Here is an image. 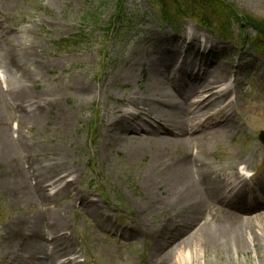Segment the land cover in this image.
Masks as SVG:
<instances>
[{
	"label": "rangeland",
	"instance_id": "1",
	"mask_svg": "<svg viewBox=\"0 0 264 264\" xmlns=\"http://www.w3.org/2000/svg\"><path fill=\"white\" fill-rule=\"evenodd\" d=\"M228 2L239 12L264 19V0ZM122 5L130 14V19L123 17L128 31L106 41L103 30ZM87 14L96 15L99 25L83 26ZM203 32L191 22H183L179 32L159 24L147 0H0V35H7L0 40V133H9L19 148L13 161L18 160L30 185H37L33 177L37 167L54 173L44 186L60 177L64 178L60 187L69 184L53 204L31 205L14 185L9 160L0 156V264H14L17 253L25 261L16 264H39L29 262L22 251L25 243L8 249L19 234L13 223L20 219L27 230L43 229L40 227L56 218L66 223L63 233L71 234L67 239L73 248L58 258L57 264H66L67 257L86 259V264H170L154 258L149 233L156 226L162 221L166 226L158 245L163 248L166 239L175 238L182 228L178 222L181 218L186 219L182 222L190 229L180 237L183 239L205 218L212 224L221 215L211 220L205 208L194 212L195 207L190 204L184 210L156 213L152 197H170L167 186L148 171L158 173L153 167L157 161L170 168L173 165V170L174 164L186 158L188 166L198 150L200 132L214 127L217 130L219 124L228 126L227 116L238 128L211 148V166L221 169L233 158L247 159L251 160L250 166L245 163L248 170L261 176L264 146L258 134L264 131V58L243 49L239 41L225 42ZM247 32L255 36L252 30ZM79 33L87 34L80 46L59 45ZM234 34V39L241 35L238 25ZM176 46L182 51L181 56ZM9 57L37 79L35 86L30 85L26 100L17 97L18 86L25 83L22 73L10 68ZM193 65H200L203 71L195 72ZM224 68L228 70L224 83L227 90L238 72V107L234 108L227 96L217 120L206 121L205 110L194 107L196 94L209 77ZM159 91L183 98L187 103L185 111L173 107L179 105L181 99L177 97L167 100L166 107L159 106L157 102L164 99ZM144 99L151 104L149 107H144ZM24 114L36 116L26 119ZM138 114L140 117L135 118ZM37 116H42L39 123ZM125 116H129L128 121ZM155 120L178 134L184 130L187 133L192 127L199 133L196 138L181 137L174 144ZM147 123L148 128L153 125L159 137L144 131L129 134L135 126L146 128ZM93 124L96 127H91ZM232 181L228 179L229 183ZM42 187L47 197L50 187ZM263 191L264 184L260 188ZM83 200L85 205L80 210ZM39 214L47 216V220L43 222ZM128 226L131 237L127 235ZM249 227L261 241L249 247L247 253L237 255L212 249L204 253L192 245V250L182 254L194 255L197 260L192 264H264V216L257 218L255 227ZM113 231L126 236L123 246L108 237L107 232ZM249 235L252 237L251 231ZM32 241L34 247L43 241L49 245L51 237L47 234L42 240Z\"/></svg>",
	"mask_w": 264,
	"mask_h": 264
},
{
	"label": "bare ground",
	"instance_id": "2",
	"mask_svg": "<svg viewBox=\"0 0 264 264\" xmlns=\"http://www.w3.org/2000/svg\"><path fill=\"white\" fill-rule=\"evenodd\" d=\"M178 46H176V52L179 54V56H181L182 51L179 50ZM178 61L181 62L182 58L179 57ZM188 62L193 64V61ZM8 63L11 69H15L17 70V72L22 73L23 75L24 81L22 82H24L25 84H23L22 87L18 86L17 97L26 100L29 97L28 94L30 92L28 91V89L31 88L30 85L35 86L37 79L27 73L26 67L21 66L14 57H9ZM166 65L168 66L167 62ZM188 67L190 68L191 65H188ZM193 69H198V71L200 72L201 68L195 67L193 65ZM227 73L228 70L224 68L218 74H216V76H213V78L209 77L208 83L196 94L194 107H196L197 109L205 110L204 114H207L205 117L207 121L217 115V113H211L210 111L217 112L218 110H221L222 106L224 105L225 96H227L228 91L226 89L227 86L224 85ZM215 90H219V92H215ZM159 92L161 93L162 98H164L161 99V101L157 102L159 106L166 107V105H168L167 100L173 101L177 97L181 100H179V105H174L173 107L177 108L179 111L183 109L185 111L187 103L183 98H180L178 95H176L175 97L174 95H170L164 91ZM217 93H219V97ZM220 93H222V95ZM147 101L148 100L144 99V107H149L151 105L147 104ZM212 103H216V105L212 107ZM38 107L39 106H37V108ZM2 108L3 103L0 97V110ZM23 116L26 119H33L36 114L34 116L24 114ZM41 117L42 116H37L35 118L37 119L38 123ZM227 117V120L229 121L228 126L219 124L217 125V130L214 129L209 132L203 130L201 132L203 134H201L199 139L200 143L198 146V155L197 157L192 158L191 161H189L188 166L186 164V158H184L181 163L179 162L174 164L173 170H171L173 168V165L170 168L164 163L157 161L153 164V167L156 169V171L158 170V173L154 171H148L150 174L155 175L156 179L159 180V183L161 185L167 186V191L169 192L170 197L169 199H167L168 197L164 199L163 197H157L156 195L152 197V201L155 204L153 205V208L156 213L160 214L164 211H175L178 209L184 210L187 209L186 205L190 204L189 206L195 207L193 210L194 212L200 211L201 209L205 208L210 213H220L221 215V217L218 218L217 221H214L212 224L209 223L205 218L203 223H199L198 226H196L193 230H191V232L185 235L183 239H180V237L190 229H188V227L183 224L186 219L181 218L178 222L180 225H182V228L178 231V233H176L175 238L166 239V245L163 248H160V246L158 245H161L159 242V238H162L166 226L164 225V223H160L158 226H156L155 229L149 234L153 236L152 251L154 253V258H158L161 263L169 262L170 264H192L197 260V258L194 255L189 256V254H182V252L185 250H192V245H196L204 253L212 249L215 252L221 250L224 253L234 252L239 255L241 253H247L249 247H254L256 243L261 241V237L259 236V234L256 233L253 229V231L250 230L249 226H251L252 228L255 227L257 218L260 215L264 216V208L261 206L258 208H250L249 205L251 202L243 197L245 195L243 192L245 190L246 182L241 177V175H243V172L239 174L237 170L238 165L241 161L233 158L234 161L239 162L231 164L226 169L221 168L214 170L213 172L210 171L208 157L211 153V148L217 144L219 145L220 139L226 138L229 134L233 135L237 131L236 128H238L237 123L235 121L232 122L230 116ZM128 119L126 121H128ZM155 121L157 125L163 130V135L173 138V141L171 143L178 144L180 141L178 139L181 137H192V133H189L188 131L186 133V130H184L185 132H181L180 134H175L171 129L165 127L162 121ZM148 126V123L146 128L139 126L138 128H135V131H144L143 133H147L148 135L155 134L157 137H159V134L154 132V130L151 131L150 129L152 128H148ZM218 128L220 130H218ZM193 131V135L198 134L197 131ZM9 137V133L7 132L0 133V156L5 161L9 160V173L12 176L14 185L15 187H17L18 192L21 193L23 199L25 201H28L31 205L46 206L49 204H53L55 200L46 198L43 191L41 190V187L45 184L47 179L52 178L51 176H53L54 173L40 170L37 167V174L35 175V180L37 179V185L35 187L32 184L30 185L27 177L19 168L18 160L13 161V158L17 159V154H19L20 150ZM243 161L246 164L251 165V162L249 160L244 159ZM228 170L233 172L228 175ZM221 173H226L223 174L224 176H232L234 178V182L231 184H227L225 179H218L220 177H217V174L221 175ZM62 180L63 179H60L58 182L53 183L52 186L57 185ZM238 180H240V182H238ZM257 182H259L261 186L264 184V174L259 179H257ZM221 185H223L224 187H222ZM52 190H54V188ZM225 194H228L229 198L226 197ZM231 201H234V203L231 204ZM240 203H245L246 205L241 212L233 208L234 205ZM83 205H85V200H83ZM261 205H263V203ZM85 207L88 209L87 205ZM225 207H227V209L231 212H222L221 210ZM256 210H258L259 213L253 212ZM245 214L249 216L248 219L244 218L243 215ZM38 216L41 218V220H43V222L47 220V216L43 217L40 214ZM211 217L213 219L215 218L214 215H212ZM19 220L20 219H17L13 223V225L17 229H19L18 237L17 239H13V243L8 247V249L12 250L13 245L16 243L19 245L18 247H22V243H25V247L22 248V251L27 254V259L29 260V262L33 261L38 262L39 264H56L55 260L57 258L66 254V252L69 253L73 250L70 242L63 235L66 223L61 218H56L48 221L45 227H40L43 229L34 228L32 230H27L26 226H23L19 222ZM8 229H10V227ZM249 231H251L252 237H250ZM47 234L52 237V244L50 243V245H48L43 241L38 242L36 247H34V245H31V242H33L32 240H37L39 238L42 240V238H44V236ZM29 241L30 243L27 245ZM204 256L206 257L207 255L205 254ZM204 256L202 255L201 257ZM22 261H25V258L17 253L15 264Z\"/></svg>",
	"mask_w": 264,
	"mask_h": 264
},
{
	"label": "trees",
	"instance_id": "3",
	"mask_svg": "<svg viewBox=\"0 0 264 264\" xmlns=\"http://www.w3.org/2000/svg\"><path fill=\"white\" fill-rule=\"evenodd\" d=\"M148 2L159 20L164 24L178 25L180 20H193L200 27L227 41L235 40L234 25L245 23L256 32V37L242 34L239 41H244L243 43L248 49L264 56V20L255 19L248 15H243L244 19H242V14L227 0H148ZM122 15L125 16L123 10L120 9L116 12L108 29L109 34H113L114 30H117L118 22L122 26ZM84 21V24L88 23L90 26H96L99 25L100 19H97L96 15L87 14ZM119 29L117 32L120 31ZM241 30L244 32L243 29ZM81 42H84L83 37L76 36L71 40L62 42L61 45L72 48L80 46Z\"/></svg>",
	"mask_w": 264,
	"mask_h": 264
}]
</instances>
